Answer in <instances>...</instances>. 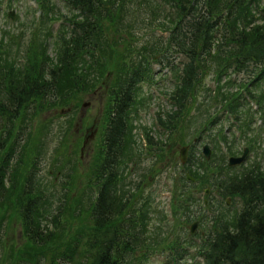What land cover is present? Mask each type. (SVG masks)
Instances as JSON below:
<instances>
[{
    "label": "rangeland",
    "instance_id": "1",
    "mask_svg": "<svg viewBox=\"0 0 264 264\" xmlns=\"http://www.w3.org/2000/svg\"><path fill=\"white\" fill-rule=\"evenodd\" d=\"M123 4L124 11H119L114 21H104L101 50L85 79L84 91L78 92V87L71 88L64 81L52 105L24 109L14 122L0 114V144L5 141L0 164L11 155L5 176L9 190L0 204V264H14L17 255L34 248L25 236L16 202L31 170L45 196L46 218L40 215V226L51 231L54 219L58 224L53 240L41 250L48 255L51 247L64 251L78 242V236L82 237L79 247L84 248L90 227L86 208L97 196L94 171L105 137L109 90L118 82L120 72L153 54L151 48L163 44L168 27H172L166 13L170 8L166 10L161 0H123ZM50 7L47 16L36 0H0V90L7 85L3 67L19 74L27 66L32 46L49 57L50 65L57 61L58 35L67 30L65 17L72 11L65 0H51ZM155 59L150 60L151 70L144 74L129 112L128 135L118 166L115 221L127 215L139 228V250L130 256V264H202L195 250L206 236L212 216L220 215L231 223L241 209L240 202L230 198L229 204L221 205V190L209 191L207 196L205 185L238 180L251 169H264V84L248 92L238 84L243 81L241 75L237 81L226 76L221 82L225 98L214 94L216 78L209 72L182 112V120L177 119L171 130L160 119L166 120L167 113L175 110L169 94L182 59L169 60L172 68L158 65L160 55ZM81 63L78 71L86 66ZM104 63L108 66L104 75L112 69L110 79L97 73ZM227 81L232 83L224 85ZM236 92L242 96L239 101L231 98ZM227 101L233 106L240 103L236 112L222 109ZM86 136L94 137L82 149ZM206 144L213 150L208 161L203 155ZM186 146L189 163L183 166L180 151ZM245 148L246 162L230 167L229 157L241 156ZM187 173L196 175L197 185L182 191ZM206 200L210 212L202 207ZM119 206H123L120 213ZM78 208L81 213L74 215ZM187 213L199 222L194 237L189 234L194 221L186 222ZM176 244L183 245L185 251L180 249L176 259L168 262L166 249ZM145 254H150L147 260Z\"/></svg>",
    "mask_w": 264,
    "mask_h": 264
},
{
    "label": "trees",
    "instance_id": "2",
    "mask_svg": "<svg viewBox=\"0 0 264 264\" xmlns=\"http://www.w3.org/2000/svg\"><path fill=\"white\" fill-rule=\"evenodd\" d=\"M50 1L36 0L47 16L51 9ZM65 2L72 15L65 17L68 28L58 35L57 61L50 65L49 57L32 46L27 66L21 70V74L13 75L5 67L1 70L4 80L7 79V85L4 84L0 90V114L4 120L14 122L24 109L38 105L45 108L48 103L55 102L64 81L71 88L78 87V92L84 91L85 79L91 74L95 59L99 57L100 39L104 38V21H114L119 16L118 12L125 9L123 0ZM161 2L166 10L170 8L166 13L171 16L169 23L172 24L166 31L164 43L153 46V54H149L144 62H136L130 69L120 72L118 82L109 90L107 132L94 171L97 188L93 187L97 189V196L86 208L90 212V227L83 243L84 248L81 250L79 247L82 237L78 236V242H72L64 251L51 247L48 255L41 250L48 240H53L58 224L54 219L52 225L55 229L51 231L40 226L41 216L46 218L45 196L35 182L36 174L31 170L17 193L16 202L25 236L34 248L17 255L14 264H130V256L139 250V228L127 215L115 221L118 166L128 135L129 112L144 74L151 70V59H157L160 55L158 64L165 63L170 68L172 65L169 60L182 59L176 83L169 94L171 108L175 110L167 113L166 120L160 119L163 126L171 130L177 119L182 120V112L196 97L209 72L216 78V95H224L221 82L226 76L231 79L236 77L237 81L241 75L243 81L237 83L247 91L253 87L258 89L259 84H264V0ZM79 62L86 64L80 71L77 68ZM101 65L103 67L97 73L102 77L108 66L107 63ZM111 72L112 69H109L108 75ZM108 75L104 76L110 79ZM231 81L224 85L231 84ZM240 96L239 92L231 94L233 101H239ZM238 106L240 103L233 106L231 101H227L222 109L234 113ZM1 143L2 150L5 148L4 139ZM9 159L11 155L6 161L3 158L0 164V204L9 190L5 187ZM192 177L194 181L189 182L185 178L182 182V191L197 185L196 175ZM218 183L210 182L205 188H211V193L221 190V205L230 198L232 201L238 200L241 209L231 223H226V219L220 215L212 216L206 236L197 246V254L203 258L204 264H264V169H251L238 180ZM122 210L123 206H119V213ZM81 211L78 208L74 215H79ZM194 220L197 218L187 213L186 222ZM170 249L173 253L171 258H175L180 249L185 251L181 244ZM141 259L142 256L138 261Z\"/></svg>",
    "mask_w": 264,
    "mask_h": 264
},
{
    "label": "water",
    "instance_id": "3",
    "mask_svg": "<svg viewBox=\"0 0 264 264\" xmlns=\"http://www.w3.org/2000/svg\"><path fill=\"white\" fill-rule=\"evenodd\" d=\"M10 17L13 18L12 15H10ZM187 151H188V147H184L180 152V159L183 163H186V161H187ZM204 152L207 155V157L209 158L210 148L208 146H205ZM245 154H246V151H245ZM245 154L240 158H230V165L235 166V165L242 163L245 160ZM195 227H196L195 225L192 226V232H194Z\"/></svg>",
    "mask_w": 264,
    "mask_h": 264
}]
</instances>
